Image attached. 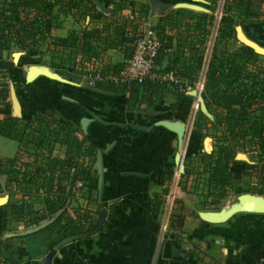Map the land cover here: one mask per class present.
Listing matches in <instances>:
<instances>
[{"label":"crops","instance_id":"obj_1","mask_svg":"<svg viewBox=\"0 0 264 264\" xmlns=\"http://www.w3.org/2000/svg\"><path fill=\"white\" fill-rule=\"evenodd\" d=\"M156 1L163 6L152 5L150 0H94L95 6L98 3L100 8L96 6L92 16L77 21L70 14L60 15V26L51 28L49 36L63 38L69 30L99 26L103 16L115 5H120L121 8L115 7L113 17L138 19L139 31L151 27L160 32L166 43L147 78L151 83H159L158 87L151 84L139 88L135 94L129 90L110 92L94 83L89 84L84 74L73 73L78 79L71 80L48 64L43 66L39 57L34 56L35 51L10 49L16 51L17 57L14 59L10 53L12 67L2 69V72L12 77V81L1 85L6 88L10 105H6L7 97L0 96V117L3 114L27 117L37 110L51 109L60 118L79 127L80 119L86 118L88 123L82 133L96 150L101 151L100 201H96L95 193L87 192L83 187L69 201L68 211L71 216L87 213L89 219L96 221L98 210L104 209L103 224L94 234L60 246L50 257L49 264H264V213L237 212L220 223L202 221L198 212L213 209L208 207L209 199L205 197L206 172L200 157L197 163L187 161L193 153L201 156L200 145L206 142V138L193 132L197 113L194 101H198L199 87L220 23L216 13L223 0ZM177 2L193 3L205 10L188 9L187 18L173 17L180 19L179 26L170 27L164 19L175 9L173 4ZM216 3L214 10L212 7ZM202 14L204 18L212 15L213 20L210 25L204 21L208 35L200 68L195 71V62L188 55V48L196 47L195 39L188 41L179 33L184 25L191 33L201 23ZM237 28L245 37L264 47L262 42L250 36L255 32L264 35V6L255 20L236 24L234 33ZM123 58L117 49L107 48L100 55L98 65L119 64ZM38 71L45 74L30 78ZM163 73H173L181 85L160 81ZM185 77H199L193 89L194 97L193 90H185ZM11 92L18 103V111L13 106ZM159 122L184 126L177 165L175 134ZM133 125L145 129H135ZM106 144L111 146L104 150ZM17 147V141L0 135V157L13 156ZM62 150L55 146L57 154L61 155ZM180 159L182 171L179 174L176 170ZM191 167L194 174L183 179L184 172H191ZM243 174L241 171L239 176ZM190 178L194 182L189 183ZM241 181L240 178L236 183L239 188ZM242 193L250 192H239ZM260 195L264 197V194ZM18 198L19 194H0V260L8 258L6 264H43L45 255L53 247L46 250L45 245L56 240L55 245L63 238H58L57 225H52L56 216L54 213L49 215L41 220L52 219L46 225L22 235L30 225H26L24 219L14 218L6 205ZM50 224L52 226L44 230Z\"/></svg>","mask_w":264,"mask_h":264},{"label":"trees","instance_id":"obj_2","mask_svg":"<svg viewBox=\"0 0 264 264\" xmlns=\"http://www.w3.org/2000/svg\"><path fill=\"white\" fill-rule=\"evenodd\" d=\"M261 6H264V0H223L221 13L224 16L217 26L204 72L201 97L212 119L197 110L193 132L200 137L207 136L208 132L200 133V128L208 124L213 136L218 134L214 137L215 149L200 156L206 172L205 197L211 208L226 190L233 191L229 166L234 161V152L244 151L246 145L256 157V187H241L242 192L264 194V56L241 43L231 50L226 49V43L235 38L234 26L255 20ZM115 7L121 8L120 5ZM115 7L103 16L99 26L69 30L63 38H52L49 31L60 26V15L70 14L82 21L97 10L94 0H0V70L12 67L7 54L11 47H16L35 52L44 48L49 54L48 66L71 80L78 79L73 73L87 77L97 71L102 75L117 73L122 63L101 64L100 67L99 57L107 48L117 49L128 57L132 42L139 33L140 22L135 18L113 17ZM188 13V9L175 8L166 14L164 21L170 27H177L180 19L173 17L186 19ZM204 17L202 14L201 23L191 33L185 25L179 33L188 41L195 39L196 47L188 48V55L195 62V71L200 68L208 35L204 21L210 25L213 20L212 15ZM157 34L160 39L158 56L166 43L160 32ZM88 67H93L94 71H85ZM187 68L192 71L191 67ZM193 79L185 77L189 86ZM151 84L159 86L147 78L128 86L108 81L94 82V86L110 92L129 90L134 94L139 88ZM0 135L18 143L13 156L0 157V192L19 194L16 201L6 204L14 218L24 219L26 225H32L60 210L52 223L57 225L58 238L94 227L96 221L89 219L87 213L71 216L68 211L69 201L74 198L71 189L76 180L82 182V188L87 192L95 193L93 162L96 146L86 139L79 126L60 118L51 109H42L27 117L3 114ZM55 146L63 148L61 155L55 152ZM55 242L52 240L46 244L45 249L49 250ZM7 259L0 262L6 264Z\"/></svg>","mask_w":264,"mask_h":264},{"label":"water","instance_id":"obj_3","mask_svg":"<svg viewBox=\"0 0 264 264\" xmlns=\"http://www.w3.org/2000/svg\"><path fill=\"white\" fill-rule=\"evenodd\" d=\"M150 3L152 5L163 6L162 3H160L156 0H150ZM96 6L100 8V5L98 3L96 4ZM173 7L174 8H186V9L195 10V11L205 10L204 8H202L199 5H196L193 3H186V2L174 3ZM217 13H216V15H217ZM235 36H236V39L241 44L249 47L254 53L264 56V48L261 47L260 45H258L253 40L245 37L238 28L235 31ZM16 57H17V53H13V58H16ZM37 74H45V72H42V71L35 72V73L30 75V78L34 77ZM191 94L194 97L195 91L194 90L191 91ZM11 99H12V103H13L14 108L16 109V111H18V103H17L12 92H11ZM194 102H196V101H194ZM197 109L207 119H209V120L212 119V115L208 112V110L205 106V103H204L202 97H199V94H198V101H197ZM87 123H88V119H86V118L80 119V129L83 133H85ZM158 124L175 134L176 150H177V154L175 156V161H176L175 163L177 165V159H178L180 149H181L182 144H183L184 126L181 123L169 124V123L159 122ZM133 127L135 129H142V130L145 129L144 126H140V125H133ZM110 146H111L110 144H106L104 147V150H107ZM209 150H210V147L207 146L205 148V151L208 152ZM234 159L245 160L244 155L242 153H236L234 155ZM93 165L95 168V180H94L95 199L98 202V201H100L101 184H102V168H101V151L100 150L95 151ZM176 169H177V167H176ZM176 171L177 172L182 171L181 159L178 161V170H176ZM59 212H60V210L56 211L54 213V216H57L59 214ZM237 212L264 213V197L259 195V194L242 193V194H239L237 196V204L234 205L233 207H231L230 209H228V210L219 209V210L200 211V212H198V217L204 222L220 223V222L225 221L232 214L237 213ZM104 217H105V210L100 209V210H98V218H97L93 228L86 230L84 232L77 233L75 235L66 236V237H63L62 239H60L47 252V254L44 257L43 264H49L50 257L55 252V250H57L60 246L66 244V243H69L71 241L80 239V238L88 237V236L94 234L95 232H97L98 230H100V228L103 224V221H104ZM51 220L52 219H50L49 221H41L37 224H32L27 229H25V231H23L21 234L24 235V234L33 233V232L39 230L44 225H46Z\"/></svg>","mask_w":264,"mask_h":264},{"label":"rangeland","instance_id":"obj_4","mask_svg":"<svg viewBox=\"0 0 264 264\" xmlns=\"http://www.w3.org/2000/svg\"><path fill=\"white\" fill-rule=\"evenodd\" d=\"M217 5H218V3H216V5L214 4L212 8L216 9ZM221 15H222V13H221V9H220L219 12H218V17L216 16L217 22L222 20L223 17ZM250 36L252 38H255L256 40H259L260 42H262V44H264V35L255 32V34L254 33H250ZM238 43H239V41L236 39V36H235L234 40H229L226 43V49L231 50V49L237 47ZM10 53H16V51L15 50H10L8 52L7 58L9 60H11ZM34 56L35 57H37V56L39 57V62L43 66H46V64H49V54L44 50V48H41V50L39 52L36 51V54ZM14 59H16V58H14ZM54 71H56V70H54ZM85 71H89V72L92 73L94 70H93V67L92 68L88 67L87 70H85ZM56 72L60 73V71H58V70ZM198 80H199V77H194L191 86H189L186 83L187 87H186L185 90H189V91L193 90L197 86ZM11 81H12V77H7L6 73L5 74H3V72L1 73L0 91H3V92H1V96L2 95H3V97H7L8 96L7 92H6V88L1 87V85H3L5 82L6 83L4 85H8L9 83H11ZM202 84H203V78H202V81H201V84H200V87H199V91H198L199 97H201ZM6 99H7V100H5L6 101V105H10V99L8 97ZM3 101H4V99H3ZM194 105L196 107V112H197V102H194ZM205 132H208V135L207 136H202V137L206 138V142H203L200 145V148L202 150L201 151L202 153L207 154V153H210L212 151V149H215L216 139L214 137H217L218 134L215 133L214 136H213V132L209 128L208 124L207 125L204 124V125H202V128H200V133H205ZM207 146L210 147V150L208 152L203 150V147L206 148ZM234 153L235 154L236 153H242L244 155V159L246 161H248V162H244L243 159H234V157H233L234 161L229 166V172H230L231 177H232V183H235V185H233L234 189H233V191L226 190L225 195L218 200L217 204L215 205V207H213L212 210L224 209V208L230 207L231 205H236L237 204V196H238L239 192L242 191L241 187H244V186L245 187H256V179L254 177L256 157H255L254 153L252 152L251 148H249V146L246 145V147L244 148V151L237 150ZM199 157H200V155H198L197 153H193L192 155H190L187 158V161L188 162L192 161L191 163H197V161L199 160ZM234 162H237V164H235ZM241 171H243L244 174L240 177L239 173ZM194 172L195 171H193V169L191 167V172H189V171H188V173L185 172V176H184L183 179H185V177L187 178V176L189 174H190V176L193 175ZM180 173L181 172H179V174ZM234 176H235V178H234ZM240 178L242 180L241 181L242 182V186L239 188L236 183L240 180ZM191 179L192 178H190L189 183L194 182V180H191ZM185 180H187V179H185ZM1 183H2V180L0 178V184ZM198 183H200V182L198 181ZM1 193H3V192H0V194Z\"/></svg>","mask_w":264,"mask_h":264},{"label":"built area","instance_id":"obj_5","mask_svg":"<svg viewBox=\"0 0 264 264\" xmlns=\"http://www.w3.org/2000/svg\"><path fill=\"white\" fill-rule=\"evenodd\" d=\"M218 17V13L216 15ZM158 32L147 27L139 31L132 42L131 52L128 57H124L121 67L115 74L94 72L88 77V83L93 84L95 81H108L113 84H129L131 82L140 83L148 78L155 65V58L160 48V39ZM0 70V82H1ZM160 81H168L173 84H179L178 78L173 73H163L159 77ZM82 188V182L76 180L71 189L72 194L76 197ZM0 264H2L0 262Z\"/></svg>","mask_w":264,"mask_h":264}]
</instances>
